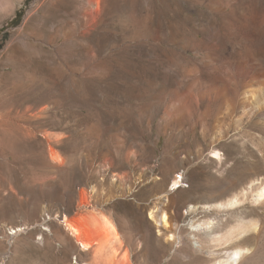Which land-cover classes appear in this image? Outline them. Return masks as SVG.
I'll use <instances>...</instances> for the list:
<instances>
[{"label": "rangeland", "instance_id": "rangeland-1", "mask_svg": "<svg viewBox=\"0 0 264 264\" xmlns=\"http://www.w3.org/2000/svg\"><path fill=\"white\" fill-rule=\"evenodd\" d=\"M101 4L0 0V264H105L65 226L89 214L117 264H213L240 224L264 264V0Z\"/></svg>", "mask_w": 264, "mask_h": 264}, {"label": "bare ground", "instance_id": "bare-ground-1", "mask_svg": "<svg viewBox=\"0 0 264 264\" xmlns=\"http://www.w3.org/2000/svg\"><path fill=\"white\" fill-rule=\"evenodd\" d=\"M102 2L103 0H92V4L95 7V9L100 7V5H102L101 4ZM262 106L264 107V86L258 89L257 98L251 104V108H257V107H262ZM211 156H212L211 157L212 159L221 160V155L219 154V152H213ZM50 157L52 160L55 161V157L53 154H50ZM254 184L253 182L250 183V187L248 188L247 192L243 194V197H246L247 194H250L252 197H254V200L257 199L256 200L257 202L258 200L264 201V182L261 183L258 187H255L256 184L255 185ZM171 187L173 190L178 189L179 181H174ZM237 196L238 195H233L232 198L229 199L228 201L224 203L216 204L214 206L212 205L213 207L212 208L209 207V208L210 210L211 209H219V210L229 209L235 206L236 204H238L239 200ZM84 203H85V199L82 195V204ZM191 209H196V208L191 207ZM152 213L153 212L149 213L150 218L152 217ZM66 221L67 220L64 219L63 222H66ZM77 221L79 222L80 228L77 227L78 225L74 226L76 223L74 225L66 224L65 226H67L70 234L74 237L75 242L78 244L79 249L82 251L91 250L94 254L98 256L99 255L101 256V254L106 250L107 254L105 251L106 255L104 254L105 257H104L103 263L105 262V264H117L116 254L118 252V249L121 248L122 240H120L119 234L113 222L105 215H99V218H96L92 214H89L87 216H79L76 219V222ZM157 222L161 227H164V228L169 227L168 218L165 214H161L158 217ZM197 228L199 229L201 228V226H198ZM87 229L88 230L90 229V231L93 232L92 237H90L89 234H87L88 233ZM209 229H210L209 225H205L204 230H209ZM90 231L89 233H91ZM248 232H249L248 227L245 226L244 224H240L235 228V230H230L228 233H226L223 236L211 237L210 238L211 244L212 243L214 244L217 243L219 245L222 244L223 245L222 247H226V246L228 247L234 242L239 243L237 248H235L230 254H228L225 259L215 261L213 264H241L244 260L249 258L252 255V244H251V240L247 239L248 238L247 235H249ZM98 237H100L99 239H102L103 241L102 243H100L99 241H96ZM169 238L172 239L173 236L171 235L169 236ZM214 254L215 252H211L210 255L214 256ZM100 256H99V259H100ZM120 261H121V264H129L128 255L126 253H123Z\"/></svg>", "mask_w": 264, "mask_h": 264}, {"label": "built area", "instance_id": "built-area-1", "mask_svg": "<svg viewBox=\"0 0 264 264\" xmlns=\"http://www.w3.org/2000/svg\"><path fill=\"white\" fill-rule=\"evenodd\" d=\"M20 231H21V229H13L12 231H10V236L16 235V234L20 233Z\"/></svg>", "mask_w": 264, "mask_h": 264}]
</instances>
